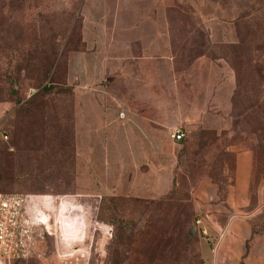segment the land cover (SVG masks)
<instances>
[{"label":"rangeland","instance_id":"obj_1","mask_svg":"<svg viewBox=\"0 0 264 264\" xmlns=\"http://www.w3.org/2000/svg\"><path fill=\"white\" fill-rule=\"evenodd\" d=\"M246 4L259 0H0V192L74 196L80 211L64 223L72 238L84 228L78 264H210L211 244L191 230L204 214L221 227L240 215L264 235V117L255 110L264 48L246 26L237 36ZM44 85L57 93L23 112ZM134 112L162 129L172 178L149 198L124 184L135 170L132 130L108 128ZM177 128L180 141L169 137ZM244 153L247 175L237 171ZM150 171L153 184L160 170Z\"/></svg>","mask_w":264,"mask_h":264},{"label":"built area","instance_id":"obj_2","mask_svg":"<svg viewBox=\"0 0 264 264\" xmlns=\"http://www.w3.org/2000/svg\"><path fill=\"white\" fill-rule=\"evenodd\" d=\"M169 137L179 141L184 132L173 129ZM75 202L70 195L0 192V264L32 260L39 264H78L85 256L81 247L84 228L79 238H72L64 223L76 218V211H80L74 208ZM208 224V214L194 222L197 232L206 240L210 237Z\"/></svg>","mask_w":264,"mask_h":264},{"label":"crops","instance_id":"obj_3","mask_svg":"<svg viewBox=\"0 0 264 264\" xmlns=\"http://www.w3.org/2000/svg\"><path fill=\"white\" fill-rule=\"evenodd\" d=\"M81 54L83 55V52ZM80 56L77 58L82 60V56ZM81 60L79 66L80 70L84 72L86 76H90L92 70L91 64L89 62L83 64ZM139 103H150V99L149 97L145 98V96H143L139 99ZM86 109L85 115L89 120V124L93 126L95 120H99L100 115L97 114L96 107H91L90 109L88 103L86 104ZM158 118H160V116H158ZM119 120L120 117L116 118L115 124H110L108 128H116L118 131L122 128H128L127 131L132 130V136L136 137V139L134 138L127 146V151L133 152V155L136 156L135 160L133 159L132 165V167L135 168L134 175L129 178L128 174L127 180L124 183L128 188V193H132L133 196L137 198H149L152 193L160 194L167 192L172 183V178H168L166 174L167 156L165 141L163 142L162 138L158 136V132H161L162 129L153 126L149 122L150 117L140 113L134 112L131 113L127 119ZM101 122H103V119ZM156 139L159 142L160 148L153 154H149L150 151L155 150V145L157 144ZM161 143L164 144V147L161 146ZM103 150L107 149L104 148ZM128 158L130 159V157ZM152 168H159L160 170L153 184L151 182V176L153 174L150 171ZM250 168L251 160L249 154H240L237 163L238 173L245 170L247 175ZM163 183H166V187ZM260 211L261 210H259V212ZM210 224V228L213 230V237H215V240L217 239L213 246L211 245L205 250L206 257L208 261H210V264H264V235L259 234L252 236V225H250L245 218L240 215L232 216L228 219L224 227L215 225L214 221H211ZM246 244L248 246L247 248Z\"/></svg>","mask_w":264,"mask_h":264},{"label":"trees","instance_id":"obj_4","mask_svg":"<svg viewBox=\"0 0 264 264\" xmlns=\"http://www.w3.org/2000/svg\"><path fill=\"white\" fill-rule=\"evenodd\" d=\"M234 24H235V28L237 29L238 38L240 36L239 27H242L240 25H243V27L246 26V30L249 32V34H251L252 37L257 39L255 43L258 44V46H260L259 44L260 42L264 48V0H259V4L257 6L255 5L249 6L246 4L245 7H243L240 11H238L237 16L235 17ZM10 60H11L10 65L16 64V63H12V61H15V57H11ZM50 62L52 63L53 60L48 59L45 68L43 70H40L41 76L39 77V80L34 84L35 88H39V86L43 83L44 79L49 73V66L51 65ZM246 64L249 65V68L251 69L258 65L256 59L246 62ZM24 70L28 72L26 69ZM12 72L13 74H15L16 77L19 75L18 71H12ZM38 75L40 74H37V76ZM237 85L239 89V82H237ZM52 86L53 85H44L41 89H39L36 93H34L32 99L29 101L28 107L24 109L23 112H39L38 111L39 108L45 104L43 97H45L46 95H50L52 93L53 94L57 93L56 91H52V89H54ZM8 89L9 86L6 88V92ZM236 96L237 95L235 93L234 96H232L233 98H231L230 103L232 108L233 106L235 107ZM255 110H258L260 112V115L264 117V95L262 94V92L259 93L258 100L255 103ZM46 124L49 125V123ZM184 137H185V133H184ZM10 193H21V192H10ZM195 220L196 218L193 221L191 230L193 229L196 233L197 230L194 225ZM254 235H259V234H254L252 230V236ZM207 241L212 245L213 242L211 241L210 237Z\"/></svg>","mask_w":264,"mask_h":264}]
</instances>
